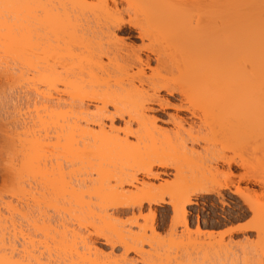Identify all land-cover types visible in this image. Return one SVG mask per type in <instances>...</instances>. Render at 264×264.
I'll return each instance as SVG.
<instances>
[{"label":"bare ground","instance_id":"6f19581e","mask_svg":"<svg viewBox=\"0 0 264 264\" xmlns=\"http://www.w3.org/2000/svg\"><path fill=\"white\" fill-rule=\"evenodd\" d=\"M15 1L0 0L9 15L13 13L11 7L14 5V13L18 18V22L14 24L2 21L4 14L1 15L2 19L0 17V41L19 39L14 45L7 47L9 58L28 64L31 73L33 72L30 82L41 81V85H46L45 92L38 90L37 93L45 103L54 104V108L45 104L42 109L61 118L65 146L69 147L67 150L71 155L85 157L84 160L87 159L86 163L90 168L91 160L97 159L107 167V172L99 183L100 188L98 189V185L95 191L101 190L99 192L104 191L102 194L111 196L110 204L107 203L108 205L104 206L106 208H102V219L101 215L99 217L104 222L117 221V225L112 224L113 221H107V224L111 223L108 230L112 228L115 233L111 235L109 233H112V230H107L109 233L104 230L105 232L97 234V237L103 240V245L111 248V255L98 258L100 254L97 252L102 255L103 251L96 248V259H83L73 264H134L135 261L133 259L132 262V258L130 260L129 253L139 257L146 255L144 244L153 248L155 244L156 247H161L159 241L163 236L159 232L158 214L154 206L167 205L171 208L173 216L169 234L171 233L173 238L177 235L178 226H182L184 232L191 233L188 206L197 203L195 198L209 194L221 196V190L236 194L247 210L254 214L255 224L251 228L242 226L243 228L230 229L221 236L237 231L259 232L260 227L264 225V214L256 213V199L253 198L256 191L248 185L240 186L233 178H239V182L246 181L254 186H262V161L258 164L262 170L261 176L259 171L253 170L243 159L236 160L223 155L219 161L227 172L222 179L212 175L213 172H209L211 170L204 172L206 168L200 171L198 167L195 170L192 166V169L190 167L186 170L187 161L191 162L193 158L200 156L195 145L206 155L204 157L212 158L218 145L227 146L237 140L255 139L257 151L264 155V15L262 18L255 17L254 4L250 15L241 13L238 18H224L221 25L226 35L241 41L245 49L241 51V58L205 57V61L201 55H194L195 52L189 54L187 50H181L183 53L179 52V55L183 54V57H170L173 60L169 63V58L166 57L167 62L158 51L146 44L155 34L167 38L165 43L178 44L174 38L177 40L176 37L179 36H172L171 20L170 16H167L168 6L161 5L159 8L155 0ZM140 2H143L145 7L142 14L144 19L131 16L127 18L126 15L130 11L137 12ZM234 5L232 3V10L236 9ZM158 12H163L162 18L161 14L158 17ZM80 15L85 16L83 25L87 27L83 28L93 32L92 40H87L94 41L89 42L91 46L87 41L84 42H87L89 48L95 44V51L85 50V43L78 38V43L75 39L72 40L74 42L67 39L70 22L68 28H65L66 19L73 23ZM60 20H63L62 23L65 21L63 26ZM200 27L202 26H198ZM198 28L195 27L196 30ZM79 43H84L83 49ZM152 61L156 62V67L151 66ZM202 61H205L204 64ZM161 91L168 95L176 93L178 97L174 98L179 104L174 108L187 114L185 118L171 116V130L158 126L157 118L150 114V111L165 110L175 105L162 96ZM90 105L95 111L90 112ZM106 120L110 121L109 125ZM115 122L123 123V128L117 127ZM130 136L134 137L135 143L130 141ZM209 157L207 159L211 161ZM131 158L138 160V164L127 169L131 174H126L124 179L116 181L118 175L126 170L124 161ZM217 158L219 159V156ZM168 169H172L173 173ZM237 169L241 172L236 174ZM139 174L144 176V179H139ZM168 175L175 177L174 182L163 177ZM126 186L133 188V192L145 193V196L129 202L121 200V197L126 195ZM130 211L132 220L130 219V224H126L129 226L121 224L120 218ZM146 211L147 214H144ZM139 219L145 220L147 225L138 226L142 232L131 233L130 229L138 225ZM113 225H121V228L119 226L114 229ZM106 232L107 234H104ZM147 232H151L150 237ZM196 233L203 231L197 227ZM90 244L93 246L91 240ZM91 246L90 249L93 248ZM117 248L123 250L122 255H114ZM156 251L157 248L151 256H158ZM150 254H147L148 259L144 257L148 261L150 259L149 263L152 259L153 263V258L157 260L158 257L152 258ZM166 256L170 258L169 255ZM163 259L167 260L165 257ZM249 259H233L231 263L256 264ZM0 264L28 263L23 260H1L0 257Z\"/></svg>","mask_w":264,"mask_h":264},{"label":"rangeland","instance_id":"374dc122","mask_svg":"<svg viewBox=\"0 0 264 264\" xmlns=\"http://www.w3.org/2000/svg\"><path fill=\"white\" fill-rule=\"evenodd\" d=\"M155 1H157L159 8L161 5L168 6L164 7L167 8L169 14L167 16L171 17L169 19L171 20L170 28L172 27V36H179L176 37V39L178 38L177 40L174 38V41L178 44L173 42L174 44L172 45L170 43L172 46L165 43L167 38H163V35L161 36L160 34H155V37H152L150 42L146 41V44H149L151 48L158 51L166 61L170 57L173 59L176 56L183 57V54L179 55L182 52L181 50L183 52L187 50L189 54H194L195 52L194 55H201L205 61L208 57L209 59L210 57L241 58L243 56L241 51L245 49L239 39L229 37L228 34L226 35L225 30L221 26L224 18H230V16L238 18L241 13L250 15L253 4L255 7V17L262 18L264 15V0ZM232 3L235 4L234 7L236 6L235 10H232ZM0 6V17L4 14L2 16L4 19L1 17L2 21H10L14 24L18 22L17 15L14 13V5L11 7L13 8V13L10 15L6 12L4 5L0 4ZM144 10V4L140 2L137 12L130 11L126 17L131 16V18L143 20L142 14ZM158 13V17L161 14L160 18H162L163 12ZM84 17L80 15L79 19H74L73 23L70 19L61 18L66 19L65 25L67 26L64 25L65 28H68L70 22L68 30L65 29L68 32V40L72 41L75 39L76 41V38L82 42L88 39L92 40L91 36L93 35L91 34L93 32H90L88 28H83L87 27L83 25L85 23ZM87 17L89 18V16ZM71 18L74 17L71 16ZM60 21L61 25L65 22L62 23L63 20ZM196 26L197 28L198 26L202 27L196 30ZM72 35H74L73 38ZM18 40L11 38L0 41L1 260L2 258L23 260L28 264H38V262L40 264H73V262L79 263L83 259H96V248L104 252V254L102 252V255L101 252H97V254H100H98V258L104 257V255L110 254L112 250L109 246L103 245V240L97 237V234L100 235L102 234L101 232L107 231L112 221V224L117 225V221L114 222V220H105V222L101 220L104 216L101 211L106 208L104 206L107 203L110 204L109 198L111 196L108 197V195L102 194L104 191L99 192L101 190L95 191V188L107 172V167L102 165L97 159L91 160L92 166L90 168L88 163H86L87 159L84 160L85 157L81 158L77 154L73 156L67 150L69 147L65 146V134L61 128V118L57 115H50V112H45L42 109L45 104H49L48 106L54 108V104L45 103L42 96L37 93L38 90L39 92L40 90L41 92L43 90L45 92L47 90L45 88L46 85H43L44 83L41 85V81L39 83L38 81H34L35 83L30 82V79L33 78V72L31 73L28 64H23L24 62L22 63L17 59L13 61L8 56L7 47L14 45ZM79 41L76 42L78 43ZM87 42H84L85 46L84 43H79L82 45V49L84 46L88 52L89 49L95 51L97 48H95V44L93 43L94 45L92 46L94 47L89 48L90 41ZM92 42L94 41L90 43ZM186 54L188 55V53ZM172 58L168 60L169 63L173 60ZM204 62L202 61L203 64ZM151 66L156 67V62L152 61ZM59 87L61 88V86ZM160 94L170 100L172 105H175H173V108L169 107L165 110L150 111V114L157 118L158 126L171 130L173 125L170 117L178 115L185 118L187 114L174 108L179 104L175 99L178 97L176 93L168 95L164 91H161ZM89 109L92 110L90 112L95 111L92 105L89 106ZM105 122L108 125L110 124L108 120ZM115 125L120 128L124 126L120 122H115ZM129 139L132 143H135L134 137L130 136ZM256 144L255 139H245L237 140L227 146L218 145L214 156L212 155V158L208 156L211 161L207 159L208 157H204L206 155L201 153L199 147L195 145V149L200 153V156L193 158L194 160L191 162L190 160L187 161L188 163L186 162L187 165H185L186 167L188 166V169L185 166L184 168L189 170L193 166L195 170L198 167L197 169L200 171H204L206 168L204 172L211 170L209 172H213V174L211 173L212 175H215L218 179H222L224 173L227 172L223 163L219 161L223 155L228 158H235L236 160L243 159L247 165L249 164L253 170L259 171L260 174L262 170L258 164L263 162L261 165L264 170V155L257 151L256 148L258 147H256ZM216 156H219V159ZM216 159L218 163H215ZM193 161L198 166H195ZM137 164L138 160L132 158L125 160L124 166L126 170L123 174L118 175L115 180L121 181L126 177V174H131L132 172L127 171V169L135 167ZM168 170L173 173L172 169ZM235 172L237 174L241 171L237 169ZM262 172L261 174L264 178V171ZM163 177L168 179V181L174 182L175 180V177L172 175ZM138 178L144 179V176L139 174ZM263 178L262 180H264ZM233 179L235 182L240 183V186L247 187L248 185V187L256 191L253 196V198L255 197L254 200L256 199V203L254 202L257 208L256 213L264 214V183L262 186H254L246 181L239 182V178L237 177ZM159 183L157 182V184ZM125 188L128 190L124 189L126 195H124V198L121 197L123 201L129 202V200L140 199V197L143 198L145 196L143 192H133V188L130 186H126ZM195 201L197 202L196 204L188 206L190 212L189 229L191 233L184 232V228L178 226L177 235H174L173 238L171 237V233L169 234L172 223L171 218L173 216L171 208L167 205L154 206L153 208L157 210L158 214L157 224L160 225L159 232L163 236L161 237L162 240L159 241L161 247L158 248L159 246L156 247L157 244H155L153 248L149 244H144L143 248L145 252L147 251V254L151 253L150 256L155 254L157 248L156 254L161 253L160 255L163 254V257L159 254L158 256L155 255L156 259L158 257V261V259L155 260L153 258L155 257L153 255L151 257L154 261L152 263L151 259V263H149L150 259L149 261L147 260L149 255L144 254L146 259L143 255V257H139L134 253H129L130 260L132 258L131 261L133 262L134 259V264H155L156 262L158 264H226L228 262H230L228 264H233L231 263L233 259L243 260V258H250L256 264H264V225L260 227L259 232L237 231L231 235L226 234L225 236H221V234L230 229L242 226H245L244 228L255 226L253 221L254 214L247 210L248 208L236 194H232L228 190H221V196L214 194L198 195ZM131 212L120 218L122 219L121 224L124 223L126 225L130 219L132 220ZM144 214H147V211ZM107 221L111 223L107 224ZM137 224V226H133L130 229L131 233L132 231L135 234L142 232L138 226H145L147 222L139 219ZM119 226L121 228V225L116 227ZM197 227H200L203 233H196ZM129 228L127 227V229ZM111 230L109 229L108 231ZM107 232L104 234H107ZM113 232L114 230H112V233H108L112 235ZM149 233L151 234V232H147L148 237H150ZM90 240L93 246H91ZM209 245L211 246L209 247ZM89 246L93 248L90 249ZM165 250H167L166 253L164 252ZM164 253L169 255L171 259H168ZM122 254L123 250L120 248L114 251V255L116 256ZM164 257L167 260L163 259ZM160 258L166 262H163Z\"/></svg>","mask_w":264,"mask_h":264}]
</instances>
